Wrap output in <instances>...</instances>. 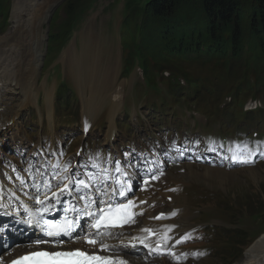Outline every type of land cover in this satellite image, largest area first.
Masks as SVG:
<instances>
[{
  "label": "rangeland",
  "instance_id": "rangeland-1",
  "mask_svg": "<svg viewBox=\"0 0 264 264\" xmlns=\"http://www.w3.org/2000/svg\"><path fill=\"white\" fill-rule=\"evenodd\" d=\"M114 0H65L61 4H59L57 10L54 14L58 15L60 19H63L67 16V8L66 6L75 3L76 10L79 8L86 7V5L92 2L94 5L84 16V13L81 15V19L78 23L75 24L74 36L73 40L65 46L60 52H57V57L54 62L49 65L46 70L40 64L39 72L40 77L38 79L39 87L41 86V90L44 94H41V106L35 105L31 103L23 108V113L18 118V123L3 131L0 136V150H4V146H10L13 143H16L18 140L26 141V145L30 148L33 145L44 144L45 146H56V149L63 150L64 144L70 142L74 146V150L78 145L82 143H94L98 141L99 144L103 143L104 131L107 127L114 123L115 127H117V138L115 140L114 146L113 144L105 145L111 155H116V158L113 160L114 162H122L137 164L142 171H153L156 168H160L159 161L148 158V155H145L144 152L146 150L145 147H133L130 148V145L127 143L130 140H134L138 143H143L146 139H148L149 144H156L155 138H160L162 142L158 143L155 146L156 154H161L164 157L170 158V162L165 165V167H169L171 163L175 162V159L178 158V155L181 153L182 149L187 144L186 138L188 135V131L191 130V122L190 120L182 121V116L180 119L177 118L176 113L172 112V108L181 107L184 101L180 98H177L176 90L171 89L170 84H172L171 79L166 80L165 77H170L167 75L169 73L162 72V75L159 77V84L161 86L160 93L158 92H148L141 100L140 105L144 103V101H148L149 103H154L160 106L159 104L162 102L166 107L161 109L150 107L147 105H143L142 107H138L140 109L141 122L135 126L131 125L128 121V115L125 114L126 108L129 109L131 106L130 97L127 94H123L122 102L127 101V104L124 109H120L119 116L112 120L110 119L109 109H104V113L101 114L100 119L94 124V129L91 132L88 138H84L82 132V121H81V96L79 94L80 83L77 75L81 73L82 68H86L87 72L89 70H93L92 64H95L97 70L103 74V77H107L104 80V83H107L109 89L115 84V81L110 77V71L113 68L114 72H118L119 68L121 69L123 65V54L124 49L123 45L120 43L118 36L120 33V26L123 20L124 9L128 7L130 2L133 0H116L114 5H109ZM138 2L144 4L146 0H137ZM101 2V3H98ZM118 2V3H117ZM12 4L14 1L12 0ZM95 14L92 15V12ZM54 16V15H53ZM84 16V18H83ZM89 24L86 27V23ZM48 18V16H47ZM46 20L43 22V28L41 33H43V42L42 45V58L41 63L47 60V42L45 41V29H46ZM91 23L93 25H91ZM92 26V30H90ZM86 27L85 31L90 30V32L83 35V30ZM78 31H80L78 33ZM73 41V42H72ZM75 43L72 46V49L77 50L79 54L86 56V52L89 56L90 65L87 64L88 67L82 66L80 68L78 62L69 59L68 54V45L70 43ZM58 43V41H57ZM56 43V44H57ZM65 50H67L65 52ZM87 50V51H86ZM90 50V53H89ZM64 52L66 53V58L64 57ZM83 53V54H82ZM137 54V52H134ZM91 68V69H90ZM202 77H211L215 82H219L222 86H225V95L227 91L230 90L231 86L235 87L242 80L241 72L239 67H235L234 70H237V76L229 74L228 69L225 66H215L211 64H202V66H196ZM79 69V70H78ZM132 74L139 70L138 64L134 65L132 69ZM84 72V71H83ZM48 77L49 83L45 87V81ZM65 79V86L67 90H69L70 95H75L77 93V101L71 104V108L69 106L62 108L57 115L55 112V121L56 126L53 129L49 126L48 121V108L46 104V91H52L51 86L58 84V81ZM264 80H261L257 83V87H259L258 95L264 99ZM48 86L50 88H48ZM46 88V90H45ZM176 92V93H175ZM247 95H250V91H246ZM91 88H88V95H91ZM178 95V93H177ZM197 101L201 105V109L206 112V114H215V111L212 110L211 100L208 95L202 91L198 94ZM229 98V97H228ZM227 98V99H228ZM45 99V104H44ZM223 100V97L218 101L220 103ZM189 101H192L191 99ZM56 105V103H55ZM214 105V102H213ZM30 107L34 108L36 113L41 108L44 113L45 123L41 124L40 117L36 116L33 111L30 110ZM80 107V115L75 116L74 110L76 111ZM215 107V105H214ZM72 111V113H71ZM58 117V119H57ZM255 119H260L257 121ZM252 120H255L253 123H257V126L254 127L255 130L260 132H264V109L256 115H252ZM241 122V118H237L235 124L230 125L232 127L229 128V132H234L239 128H243L245 125L239 126ZM250 125V124H249ZM133 127V129L131 127ZM202 125L201 133H222L224 134V129L220 131H214L209 126L204 127ZM55 128V130H54ZM122 128V130H120ZM200 130V128H199ZM179 133L178 135H175ZM175 135V136H174ZM172 137V138H171ZM90 138V139H89ZM168 140V143L165 141ZM164 140V141H163ZM50 143V144H48ZM126 143V144H125ZM125 144L124 147L118 152H115L114 149L121 147ZM169 147V148H168ZM113 150H112V149ZM171 149V151H170ZM126 152L131 153V157L126 156ZM63 155V154H62ZM257 157H261L258 154ZM67 159L69 157H66ZM162 166V165H161ZM184 166L186 170L184 172H179L180 180H187L192 182L193 186L181 191V203L184 206L185 212H189L187 217L185 218V223L189 226H194L199 224V226L212 225L211 222L216 220L215 226L221 225V229H224L225 226H229L232 229H238L243 231L244 234L241 235L240 238L234 239L230 237L231 243L233 246L230 248L222 249V243L225 238H222L218 234H212V227L207 226L206 230L208 235L205 234V230L199 228L196 229L194 234H190V237L193 238L192 241L185 240L183 245L178 247V251L174 253L176 258H179L182 254L185 256L181 261L176 260L174 258L161 257V261H158L159 264H228V257L233 259V256L230 254V250L236 248L237 250L243 249L246 251L247 247H249L255 238L256 232L261 228L257 226V223H253V219L256 218L255 214L258 211L264 210V162L260 163L258 166L254 168H246L239 167V165L233 167H217L223 170H227L235 174L237 180L229 181L226 185V192L220 191L218 187H214L212 185L205 184L198 176L197 173L206 172L207 168L203 166H198L197 164L185 163ZM183 165H178L179 168H176L175 165L172 171H168L166 174V178L172 180L173 179V171H179L184 167ZM199 167V168H197ZM191 169L195 172H192ZM254 170L262 175L261 179L257 182H254L251 177V171ZM195 173V176L193 175ZM178 176V174H176ZM251 177V178H250ZM198 184V185H197ZM198 189L202 190L203 194H209L211 190L215 192L211 195H206L199 200H196L194 197V192H197ZM188 197L191 203L188 202ZM191 205H198L199 207L191 210ZM219 207L226 208L230 207V212L233 213L232 216L224 215L223 218L218 215ZM203 209H211L209 212L211 214L203 213ZM207 213V212H206ZM253 215V216H252ZM212 217V218H210ZM211 220L210 222H206ZM196 235H200L201 238H197ZM185 246V247H184ZM31 246H26L25 248H30ZM237 254V253H236ZM189 257V259H187ZM244 258L241 256L237 260H242ZM169 260V261H168ZM240 260V261H241ZM168 261V262H167ZM239 261V262H240ZM236 264V263H234Z\"/></svg>",
  "mask_w": 264,
  "mask_h": 264
},
{
  "label": "bare ground",
  "instance_id": "bare-ground-1",
  "mask_svg": "<svg viewBox=\"0 0 264 264\" xmlns=\"http://www.w3.org/2000/svg\"><path fill=\"white\" fill-rule=\"evenodd\" d=\"M56 1L57 0H14L12 7V26L4 35H0V131L7 127L11 122H15L16 117L20 114L23 106L33 101L35 97H38L39 100L40 90L37 84L36 73L39 55H42V48L40 49V43L43 42L42 39L44 37L43 33H41L42 21L44 17L47 16L50 7ZM74 48L73 50L71 48L68 49L69 59L77 60L80 68L83 65L88 67L87 64L90 65L88 53H85L86 56L78 55V51L74 50ZM77 62L75 63L77 64ZM80 76L81 75L79 74V77ZM86 76H88L87 73ZM48 83V81L45 82V87ZM79 83L83 88H87L88 84H91L92 93L94 95L98 94L94 79L86 78L85 81H79ZM103 85L105 91L109 93L111 97L114 96V93H121L116 82L109 90L107 83H104ZM186 89L187 88H184V90ZM53 96V91H46V106L48 107L51 116L53 115ZM118 98L119 96L113 104V115L116 113L120 103V99ZM86 100L87 110L85 116L91 119V114L93 113L91 111V101L87 98ZM52 125H54V122H51V126ZM48 162V164H51V167L54 168L60 167L64 164L63 162H60L58 156H53L48 159ZM13 166L14 165H11L7 170L0 168V173L4 176L8 175V170L13 168ZM128 174V171L123 172V175ZM193 175L195 176V173ZM197 176L204 181L205 184L218 187L220 191H224V193H227V183L229 181L237 180L234 173L220 168H208L205 173H197ZM251 177L254 182L258 183L262 175L252 170ZM168 184L169 182L167 179H161L157 183H154L153 187H149L145 195H152L153 198L159 201V203L165 201L167 195L173 196V202L175 203L173 204V202L170 203L165 201V205L171 207L178 206L179 209L164 222L167 224L171 222L178 223V225L171 226L169 229V238L172 245L175 246L183 240L184 231L190 228V226L185 223V218L189 212H185L184 206L181 204L180 192L174 187L171 189L166 188V185ZM157 189L159 192H157ZM161 208L162 207L158 209ZM153 214L154 212L150 215ZM26 234L29 235V237L25 238L18 233L16 234L15 229H13V236L19 241L20 238L22 241H28L31 236H33L32 232L27 228ZM32 241L35 246L42 244L39 238H32ZM25 247V244L18 247L16 249V254L26 252L33 248ZM238 264H264V234L246 249L243 261Z\"/></svg>",
  "mask_w": 264,
  "mask_h": 264
},
{
  "label": "trees",
  "instance_id": "trees-1",
  "mask_svg": "<svg viewBox=\"0 0 264 264\" xmlns=\"http://www.w3.org/2000/svg\"><path fill=\"white\" fill-rule=\"evenodd\" d=\"M74 7L75 3L66 6L70 16L76 12ZM130 23L140 36L142 51L168 42L169 51L187 55L227 36L234 42L242 38L244 28L262 43L264 0H149L146 4L133 0L128 5L125 26ZM67 27L68 23L57 34H51L50 48Z\"/></svg>",
  "mask_w": 264,
  "mask_h": 264
},
{
  "label": "snow or ice",
  "instance_id": "snow-or-ice-1",
  "mask_svg": "<svg viewBox=\"0 0 264 264\" xmlns=\"http://www.w3.org/2000/svg\"><path fill=\"white\" fill-rule=\"evenodd\" d=\"M233 159H237L236 156H233ZM241 163H250L253 162L250 159H240ZM117 171H119V168H117ZM156 177H153L155 179ZM92 177H89V180H91ZM73 183L77 186L75 189V192L80 193L79 195L74 196L77 200H85L89 198V193H91L92 198L89 199L90 204H96L98 208V212L101 214L100 219L103 220V209L99 208V205L101 203L105 204L106 207L109 209V211L112 210L113 205L109 203L107 200H97L95 199V196L102 193V190L98 187H95L93 184H89L87 181L83 179H77L73 181ZM58 191H52L51 185H48V188L50 191H52L51 197H49L47 194L44 196V200H41L39 196L35 197L36 203L42 205V208L38 209L40 212V219H44V213L49 211V206L45 203L46 201L51 202L52 200H56L57 202L62 203L61 197L63 196L64 192L68 190L69 186L68 184H65L63 187H60L59 185L56 186ZM110 187V186H109ZM119 195L121 197L125 196V191H117L116 189H112L111 192H103L102 195L108 196L109 200L111 199L112 194ZM71 195L72 192H69ZM128 204H132L131 200H128ZM73 210H75V206L73 205ZM121 205H116L115 208L117 211L121 209ZM88 216H92L93 214L91 212L86 213ZM26 223L31 224V221H25ZM127 222V221H125ZM37 226L40 227L41 231L45 232L46 235L50 237H60L61 235L64 236H70L71 233L74 230V221H68L65 220L63 224H61L59 221H53L49 220L46 221L45 225L39 224V221H37ZM96 227L99 228V222L96 225ZM143 231H148L147 229H143ZM40 242H46V241H40ZM89 243H95V241H88ZM147 246V245H145ZM107 247L106 245L104 246ZM33 256H45L48 259L45 261H41L40 264H116L114 261H110L107 258L103 257H89L86 256L85 253L76 251V252H70V253H37L33 254ZM29 257H21V262L27 261ZM119 264H124L123 261L119 262Z\"/></svg>",
  "mask_w": 264,
  "mask_h": 264
}]
</instances>
